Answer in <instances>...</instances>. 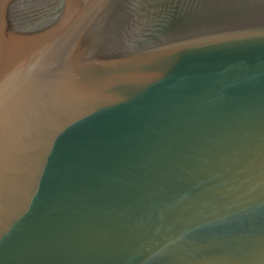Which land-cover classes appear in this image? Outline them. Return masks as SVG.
Wrapping results in <instances>:
<instances>
[{
    "label": "water",
    "instance_id": "1",
    "mask_svg": "<svg viewBox=\"0 0 264 264\" xmlns=\"http://www.w3.org/2000/svg\"><path fill=\"white\" fill-rule=\"evenodd\" d=\"M0 264H264V0H0Z\"/></svg>",
    "mask_w": 264,
    "mask_h": 264
}]
</instances>
